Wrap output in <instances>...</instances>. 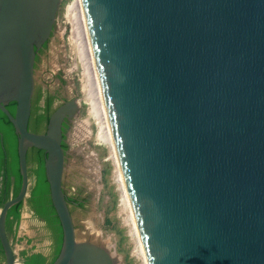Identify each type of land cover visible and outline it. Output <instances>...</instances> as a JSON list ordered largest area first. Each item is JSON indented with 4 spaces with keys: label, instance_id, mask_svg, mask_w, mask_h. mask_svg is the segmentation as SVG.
Listing matches in <instances>:
<instances>
[{
    "label": "water",
    "instance_id": "95a60500",
    "mask_svg": "<svg viewBox=\"0 0 264 264\" xmlns=\"http://www.w3.org/2000/svg\"><path fill=\"white\" fill-rule=\"evenodd\" d=\"M80 2L145 264H264V0ZM58 5L0 0V111L20 175L0 206L3 264H13L5 215L27 196L28 147L43 152L61 231L49 264H116L106 246L75 238L62 191L61 122L77 99L42 132L27 129L35 52Z\"/></svg>",
    "mask_w": 264,
    "mask_h": 264
},
{
    "label": "rangeland",
    "instance_id": "374dc122",
    "mask_svg": "<svg viewBox=\"0 0 264 264\" xmlns=\"http://www.w3.org/2000/svg\"><path fill=\"white\" fill-rule=\"evenodd\" d=\"M71 1L59 0L52 34L33 68L34 87L55 89L58 99H77L78 110L72 116L66 131L68 147L62 174L64 193L83 201L81 206L68 204L75 238L106 246L116 257V264H141L128 212L121 200L116 163L111 156L110 147L97 136V121L90 109L82 60L70 36L71 25L66 18V9ZM81 120L86 121L89 130L84 135L75 131ZM30 182L31 175H28V185ZM25 210L22 206L20 220L27 221L32 245L25 246L18 242L16 248L26 251L46 248L50 240L41 227V222L30 219ZM20 249H15V252Z\"/></svg>",
    "mask_w": 264,
    "mask_h": 264
},
{
    "label": "trees",
    "instance_id": "16d2710c",
    "mask_svg": "<svg viewBox=\"0 0 264 264\" xmlns=\"http://www.w3.org/2000/svg\"><path fill=\"white\" fill-rule=\"evenodd\" d=\"M38 57L35 58V61ZM44 95V102L42 105H39V98L41 95ZM51 96L46 90L41 92L40 88L34 93V96L31 100L30 105V120L29 128L32 131H37L40 127L44 128L47 117L51 112L50 108ZM5 108L10 114H13L14 102H9ZM0 136L4 144V149L6 155H8L9 161L5 165L2 161L5 152H2L0 149V206L3 201L8 198V193L11 190L13 194H16L20 184V175L17 168V157L15 151V135L12 130V126L9 123L6 116L0 111ZM65 139V128L61 129V142L60 146L62 150L65 151L68 145L64 142ZM11 149V151H10ZM27 160H31L30 167L28 169V175H31V182L28 185L27 196L24 198V203L27 207V212L29 213L30 219L33 218L37 222H41V227L45 230L46 236L49 238L50 243L47 245L46 255L41 252L35 251L30 252L22 249L18 252V255L23 264H49L54 257L56 256L60 241H61V231L60 226L57 220V217L54 213V210L51 206L49 196H48V187L43 174V155L41 150L34 149L30 155H27ZM7 167L8 173L13 176V179L10 180L9 176L3 174V170ZM63 191V189H62ZM64 193V191H63ZM66 202L77 204L81 206L83 201L78 200L77 198H72L67 196L65 193ZM23 201H19L9 207L6 216H5V230L9 234L14 230L11 225L14 222L15 226L17 225ZM10 216V217H9ZM12 240L18 242L20 238L12 236Z\"/></svg>",
    "mask_w": 264,
    "mask_h": 264
},
{
    "label": "bare ground",
    "instance_id": "6f19581e",
    "mask_svg": "<svg viewBox=\"0 0 264 264\" xmlns=\"http://www.w3.org/2000/svg\"><path fill=\"white\" fill-rule=\"evenodd\" d=\"M66 18L68 19L71 25L70 36L73 42L75 43L76 48L78 49L79 52L80 59L82 60L83 74L85 76L87 91L91 102L90 109L93 112V115L95 116L97 121V127H98L97 136L103 143H105L110 147L111 156L115 160L117 167L116 168L117 180L119 181L121 188L120 190H121L122 204L123 207L128 212V220L131 223L132 236L134 237L137 245V255L140 258L141 263L145 264L138 235L136 232L135 224L133 221L131 209L129 206L128 198L126 195L120 167L113 147L109 124L106 116V111H105L102 94L99 86V81L97 77L96 67L94 63L92 48L90 45V40L87 32L85 16L80 0H72L71 3L67 6ZM75 131L79 135L87 134L89 130H87L86 121L85 120L79 121V123L75 128Z\"/></svg>",
    "mask_w": 264,
    "mask_h": 264
},
{
    "label": "flooded vegetation",
    "instance_id": "af4514ba",
    "mask_svg": "<svg viewBox=\"0 0 264 264\" xmlns=\"http://www.w3.org/2000/svg\"><path fill=\"white\" fill-rule=\"evenodd\" d=\"M54 27V26H53ZM52 31H53V28H52ZM52 31H51V33H50V36H51V34H52ZM49 36V37H50ZM49 39V38H48ZM47 43H48V40L41 46V48L40 49H38L36 52H35V57H34V64H33V68H34V65H35V58L36 57H38L39 56V53L43 50V48L45 47V46H47ZM37 89L34 87V89H33V93H32V97H31V100H32V98H33V96H34V93H35V91H36ZM41 90V92L43 93V91L45 90V89H40ZM46 91L48 92V94L51 96V104H50V108H51V111L56 107V106H58L59 104H61V103H63L64 101H66V100H68V99H70V98H73V97H69V98H62V99H58V94H57V91L54 89V90H47L46 89ZM58 102V103H55L56 101ZM60 100V101H59ZM39 105H42L43 104V102H44V95L42 94L41 96H40V98H39ZM31 105V104H30ZM72 118V117H71ZM71 118H67V117H64L63 119H62V122H61V129L62 128H65V139H64V142L67 144V142H66V131H67V129H68V126H69V123H70V121H71ZM29 120H30V111H29V116H28V120H27V129L29 130V131H32L30 128H29V125H28V123H29ZM44 130V128H42V127H40L37 131H32V132H35V133H39V132H42ZM15 146H16V143H15ZM0 149H1V151L2 152H5V156H3V159H2V161L4 162V164L6 165L7 163H8V161H9V156L8 155H6V151H5V149H4V144H3V142H2V138H1V136H0ZM34 149H36V148H34ZM32 150H33V147H28L27 149H26V153H25V162H26V172H27V177H28V166H29V163H31V160H27V155L29 156L30 155V153H32ZM37 150H39V149H37ZM67 150V149H66ZM10 151H11V149H10ZM42 151V150H41ZM65 154H66V151H65ZM65 154H64V156H65ZM42 155H43V152H42ZM6 167V166H5ZM18 168V167H17ZM3 174L5 175V176H9V178H10V180H12L13 179V176L12 175H10L9 173H8V170H7V167L3 170ZM17 193V192H16ZM15 194H13L12 193V191L10 190L9 191V193H8V198L9 197H13ZM7 198V199H8ZM13 205V204H12ZM11 205V206H12ZM26 210H27V207H26V205H25V203H24V201H23V205H22ZM9 209V208H8ZM8 209H7V211H8ZM25 210V211H26ZM7 211H6V213H7ZM28 213V212H27ZM26 213V214H27ZM27 215H29V213L27 214ZM6 216V215H5ZM10 217V216H9ZM12 227V229H15L16 228V226H15V223L13 222L12 223V225H11ZM47 245V244H46ZM45 250H47V247L45 248Z\"/></svg>",
    "mask_w": 264,
    "mask_h": 264
},
{
    "label": "crops",
    "instance_id": "0c3cea01",
    "mask_svg": "<svg viewBox=\"0 0 264 264\" xmlns=\"http://www.w3.org/2000/svg\"><path fill=\"white\" fill-rule=\"evenodd\" d=\"M28 214V213H27ZM29 216V215H27ZM26 220H24V222L22 221H18L17 225H16V228L14 230V234L11 233H7L6 232V235H7V238L9 240L10 243H13L14 241L12 240V236L16 237V238H20V240L18 242H20L21 244H25V246H31V238H30V235L29 234V228L26 226ZM23 223V224H22ZM23 249V248H22ZM35 251H38V252H41L42 254L46 255V250L44 247L42 248H32L30 249V251H28V253L30 252H35ZM0 264H3V256H2V251H1V248H0Z\"/></svg>",
    "mask_w": 264,
    "mask_h": 264
},
{
    "label": "built area",
    "instance_id": "2783aa9c",
    "mask_svg": "<svg viewBox=\"0 0 264 264\" xmlns=\"http://www.w3.org/2000/svg\"><path fill=\"white\" fill-rule=\"evenodd\" d=\"M26 213V212H25ZM21 216H22V213H20V218H19V221H21L20 219H21ZM18 245V242H13V243H10V246H11V249H12V251H13V264H23L22 262H21V259H20V257H19V255H18V252L20 251V250H22V249H20V248H16V246ZM15 249L17 250V249H20V250H18L17 252H15ZM142 264V263H141Z\"/></svg>",
    "mask_w": 264,
    "mask_h": 264
}]
</instances>
